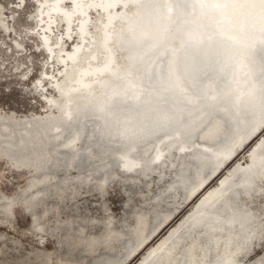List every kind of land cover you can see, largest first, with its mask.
I'll use <instances>...</instances> for the list:
<instances>
[{
  "label": "bare ground",
  "instance_id": "bare-ground-1",
  "mask_svg": "<svg viewBox=\"0 0 264 264\" xmlns=\"http://www.w3.org/2000/svg\"><path fill=\"white\" fill-rule=\"evenodd\" d=\"M150 1L152 0H32L34 9L30 12V15H33L30 37L36 39L35 49L44 54L45 63L58 64V67L48 65L45 68L44 63L41 73L33 80L36 88L41 87L43 90L41 94L45 100L42 104L43 109L34 115H44L50 109L53 111L56 109L58 113L41 117L37 122L36 120L18 122L11 117H0V154L12 163L15 158L20 166H30L31 170L36 172L33 173L29 168L26 170L30 172V178L25 188L30 187L33 191L25 196L22 195L24 190L25 193L29 190L23 188L19 198L10 199L12 200L10 202L0 192V213L9 218L14 212L15 205L12 207V203H20L22 210L30 215L31 222L36 226L35 232L40 235L39 245H44L43 237L47 234L44 228L47 222L43 218L56 207L47 203V206L44 205L39 211L30 212L27 208L30 204L35 206L33 200L41 191L55 189L53 193L59 194L61 198L66 193L65 189L70 180L66 175L57 178L60 180L59 186L58 184L54 187L37 186L39 182L53 180L51 178L54 176L53 170H49L46 164L52 157L55 156L54 162L64 167L63 169L55 167L62 170L63 174L69 168L74 171L73 176L76 177L70 182L73 185L70 187L72 195L70 200H75L81 189L89 187L92 183L90 180L97 177L99 179L97 184L102 188L98 191L103 193L108 182H106L108 174L118 175L119 172L116 171L118 166L122 169H133V172L129 173L133 174L130 176L133 179L140 178L138 174L143 172L145 177L151 175L147 169L156 171L158 168L162 173L163 168L169 167L176 171L173 174V182L156 196L155 203L158 205L162 202L167 193L179 192L182 195L183 185L193 180L185 199L182 204L176 206L175 212L171 210L163 214L159 223L150 228H147L145 216L144 218L141 214L137 219L135 217L136 226L133 234L135 241H132L133 244L124 254L128 256L124 259L125 262L118 260L116 264H127L142 251V256L135 264H240L253 254L255 250L253 241L256 240L254 232L260 233L261 226L264 225V210L262 208L255 210L247 204V199H241L239 195L249 197L254 193L257 196L264 194L262 190L264 180L261 179L264 176V159L259 162L256 160L258 157H264V151L256 152L264 145L262 133L264 105L256 107L248 115L246 111L247 117L242 121V126L239 125L240 119L235 117L231 110L236 100L244 97L247 91L264 84V43L253 46L256 56L259 57L258 61L261 62L259 64L250 62V58L244 56L248 50L247 45L243 44L245 42L233 46L229 44L228 38L219 37L221 41L212 44L210 48L212 57L207 67L199 69L196 80L188 82L187 77V82L183 79L184 83L179 84L180 89L173 86L168 90L163 88L165 86L163 84L164 82L168 84L167 80L175 79L169 67L173 49L165 50L161 55L160 49L154 51L152 57L137 73L142 72L145 67L146 70L151 68L162 70L158 71L157 76L151 75L150 78L149 75L146 85L142 84L149 100L144 99L135 105L137 110H142L144 105L148 106L150 102H153L154 107L159 103L160 110H153L147 119L136 121L132 118L131 123L127 117L133 111L131 107L133 94L120 90L126 82L135 77L134 74L131 76L126 74L132 64L133 47L128 46L125 40L134 36L131 28L133 18L137 17L141 7ZM155 1L168 20L176 16L175 12V14L168 12L170 0ZM14 2L16 3L11 4L12 11L26 6L25 0ZM0 20L2 27L9 31L10 25L4 22V17H0ZM182 20L183 18H180V22ZM13 29L9 35L13 31L17 35L18 30ZM175 30L176 26H173L167 34L175 38L173 35ZM16 35L13 36L16 51L27 56L25 39ZM67 42H70L68 47ZM169 44L175 48L180 46L175 66L176 74L182 77L185 48L181 47V40L176 38ZM162 46L166 47L167 44ZM205 47L206 45H203L201 49ZM119 49L122 50L124 57L121 61L118 60ZM202 50H198L194 65L202 62L200 58ZM207 53L209 54L208 51ZM243 63L246 65L242 66ZM21 73L27 77V71L23 70ZM166 75L168 78L165 79ZM44 79H47L46 83L52 85V88H48L50 92L44 91L46 85L43 83ZM108 81L119 88L110 103L111 106H115L117 112L114 113H110L109 108L99 107L102 100L113 94L107 86ZM157 90L171 93L172 96L175 93L178 95L156 100L154 96ZM218 92L221 93L220 97L211 102ZM175 101L179 103L174 104ZM205 108H209V117ZM86 114L89 116L86 117ZM7 121L11 123L8 124ZM222 121H225L226 125L220 130ZM21 124L26 125L21 134L12 130ZM120 125L133 127L130 131L119 132L117 129L122 127ZM64 126L69 128L66 127L65 130ZM79 127L83 128L87 139L85 142L76 143L80 133ZM251 142L253 143L247 150L248 157L234 161L239 152ZM92 144L96 146L90 147ZM135 144L139 145L135 153L131 154L130 151ZM174 148L178 149L174 151L179 152L177 162L164 163L172 155ZM79 150L84 153L80 166L77 167L72 164V159ZM113 152L117 153L109 160L114 161L115 168L94 175L98 172V167L109 161H104V158ZM186 153L191 155L182 159ZM118 159L122 163L115 164ZM39 164L44 168L39 170ZM222 164L224 166L216 172ZM229 164L231 165L227 168ZM202 166H205V169L200 172ZM226 168L227 171L222 173ZM113 171H116V174L113 175ZM247 177H251L254 183H250ZM215 178L216 183L210 185ZM256 178L260 181H256ZM191 202V207L171 224L155 243L149 245ZM68 223L69 221H61L57 227H66ZM111 224L113 225L112 221H107L106 231L90 233L84 231L83 222H80L78 226V229H81L80 233L74 235L71 232L69 238L79 241L75 245L84 248L81 252L89 254L97 249L103 251L102 257L95 259L93 264L106 262L113 264L114 258L124 251L126 243L121 242L122 236L118 232L109 233L110 229L107 226ZM101 227L103 229L104 225L101 224ZM179 227L184 228L182 233H177ZM53 234L56 237L55 232ZM108 240L112 241L111 246L114 250L110 254L105 249L102 250L103 244ZM53 241L56 242L54 252H57V260L52 264H61L63 260L71 264L78 263L72 253L66 258L56 249L57 238ZM33 257L38 264H43L44 261L49 264L52 259L51 253L44 250L35 252Z\"/></svg>",
  "mask_w": 264,
  "mask_h": 264
},
{
  "label": "rangeland",
  "instance_id": "rangeland-1",
  "mask_svg": "<svg viewBox=\"0 0 264 264\" xmlns=\"http://www.w3.org/2000/svg\"><path fill=\"white\" fill-rule=\"evenodd\" d=\"M14 1L15 0H0V17H4V22L10 25V30L7 31L0 24V117H11L18 122H31L32 120H36L37 122L41 117L44 118L51 114L57 115L58 112L56 109L55 111L50 109L44 115H34L36 112L43 109L42 104L45 100L41 94L43 90L41 87L36 88L33 80L41 73L46 59L43 53L36 51V39L30 37L29 33L33 18V15H30V12L34 9L32 0H25V7L12 11L11 4H15L16 2ZM92 15H94V13H92ZM13 28L18 30L17 35L15 34V31L9 35V32L14 30ZM59 32H61V30H59ZM14 35L25 39L24 46L27 47V56L23 54L21 55V52L16 51L17 47L14 45L13 41ZM69 44L70 42H67L66 47H68ZM117 54L119 61L124 59L122 50L119 49ZM48 65L58 67V64L48 62L45 63V68H47ZM23 70L28 72L27 77L21 73ZM208 71H210V69ZM46 81L47 79H44L43 83H46ZM48 88H52V85L49 82L46 83L44 91L50 92ZM25 127L26 125L21 124L19 127L12 130L21 134ZM262 133H264V130ZM253 142L240 151L234 161L238 159H246L248 157L247 150ZM174 150L178 149L174 148L172 155L168 157L164 163L173 164L175 161L177 162L176 158L179 156V152ZM116 153L117 152H113L111 155L108 154L106 158H104V161L109 160L112 156L116 155ZM240 154L241 156H239ZM189 155L191 154H183L182 159H185L184 157ZM3 156L4 155L0 154V192L9 200L19 198V193L23 191L25 184L30 178V172L26 170H28L27 168H29L30 171L32 170L30 166H20V163L17 162L15 158H13L14 160H12V163L11 161L4 159ZM119 162L121 161L118 159L115 164H119ZM230 165L231 164H229L227 168ZM17 167L21 169H18ZM227 168L223 170L222 173L227 171ZM56 171H58V169L53 171L54 176L51 177L53 180H57V178L59 179L66 175L71 181L69 180V184H67L65 189L66 193L63 198H61L59 194L54 193L52 195L54 198L49 199L48 202L45 203V206H47L48 203L49 206L54 205L56 209L49 215H45L43 218V220L46 219L47 222L44 228L47 232L43 237L45 242L44 245H39L40 235L35 232L36 226L31 222L30 215L22 210L23 208L20 203H16L11 217L8 218L0 213V264H38L33 255L35 256V252L43 250L51 253L52 259L49 264H52L57 260V252H54L56 243L53 241L54 238H57L58 248L56 249L60 251L64 257L67 258L69 257V254L72 253L75 259H77V264H93L95 259L102 257L103 251L97 249L94 252L87 254V256L78 255L77 253L81 252L84 248H82L81 245H75L77 244L76 242L79 241H75L74 239L69 238V236L71 232H73L74 235L80 233L81 229H78L80 222H83L84 226L81 225L82 227L87 225L84 229L85 232L100 233L102 230L104 231L106 229L105 224L107 221H112L114 225L111 224L107 226V228L110 229L109 233L113 234L118 232L123 238H120L121 242L126 243L124 251L114 258L113 264H116L118 260H123V262H125L124 259L128 256H125L124 254L135 241L133 235L136 226L135 217L137 219L142 214L143 217H146H144L145 220L149 219L148 221L146 220L147 228L159 223L163 214L168 213L171 210H174L173 212H175L176 206L182 204L190 183L193 181L189 180L186 185H183L182 195L179 192H177V194L167 193L164 200L157 205L155 203L156 196L160 192H164L166 187L171 186L173 182V174L176 173L175 169L165 167L162 169V173H160V169L157 168L149 177H140L141 179L139 178L140 182L138 185L132 183L129 184L124 181L126 175H129L125 172L124 174H119V176L122 177H116L109 185H106L103 193H99L98 191V177L91 179L90 182L92 183L90 186L87 188L83 187L77 198L75 200H70V197H72L70 187H73L70 182L76 177L73 176L74 171L69 168L66 170V173L63 174L62 170H59V175L56 174ZM120 172L123 171L120 170ZM114 174H116V171H113V175ZM82 175L84 174L82 173ZM216 180L217 178H215L210 185L216 183ZM27 189L29 191L25 193L24 190L22 194L23 196L33 191L30 187ZM262 190L264 191V186ZM239 195L241 199H247V204L249 206H252L254 209L262 208L264 210V194L257 196L254 193L253 196L249 195V197L241 194ZM11 201L12 200H10V202ZM191 205L192 202L184 207L175 220L171 222L149 245L155 243L165 230L179 219V217H181ZM61 221H69V223L66 227L63 226L58 228L57 226ZM101 224L104 225L103 229ZM258 225L260 227V224ZM183 231L184 228L179 227L177 233H182ZM53 232H55L56 237H54ZM254 233L256 240L253 241V249L255 247V250L249 258L242 260L240 264H264V225L261 226L260 233ZM73 234L71 235L74 236ZM129 240L131 242H129ZM142 252L135 256V258L131 259L127 264H135L140 256H142ZM43 264H46V261H44ZM61 264L71 263L67 260H63Z\"/></svg>",
  "mask_w": 264,
  "mask_h": 264
},
{
  "label": "water",
  "instance_id": "water-1",
  "mask_svg": "<svg viewBox=\"0 0 264 264\" xmlns=\"http://www.w3.org/2000/svg\"><path fill=\"white\" fill-rule=\"evenodd\" d=\"M169 4H170V7H169L168 12H170V14L176 13L175 14L176 16L171 17L170 20H168L166 16H163V13L161 11L162 9L160 5H157L155 0H152L149 3H145V5H143L141 9L139 10L137 17L133 18V22L131 23V28L133 29L134 36H132L131 39L128 38L125 40V42L129 44L128 46L133 47V50L131 53L132 64H131L130 70L127 71L126 74L128 76H131L134 74L135 77L133 80H129L128 82H126V84L120 90L132 92L131 94H133V99L131 100L132 101L131 107L133 108V111H131V113H129L130 115H128L127 117V120L130 121L131 123H132V118L136 119V121L137 120L139 121L145 118L147 119L153 110L155 109L160 110L159 103H157L158 105L154 107L153 102H150L148 103V106H146L147 104L144 105L142 110H137V106L135 105L136 103H140L141 101L143 102L144 99L149 100V97H147L148 95L145 94L146 90L143 89L144 85L142 84L146 85V83L148 82L147 78L149 77V75H150V78H151V75L157 76L158 71L162 70V68L160 69L151 68V69L146 70L147 67H145L142 72L137 73V71L140 70L143 64L145 65L146 61H148L152 57L151 56L152 53L156 50L160 49L159 51L161 55L162 53H164L165 50H168V49L171 50V48L173 49V52L171 53V56H170L171 61H169L170 62L169 67L175 79L171 81L167 80L168 84L164 82L163 85L165 86H163V88L166 90H168L169 88L173 86L179 87L180 89L179 84H181V82L184 83V80H186L187 82V77H188V82L189 80L195 81L197 72L199 71V69L203 67H207L208 61L212 57L210 56L212 55L210 54V50H211L210 48H212V44H215L216 42L221 41L219 40V37L228 38V41H230L229 44L233 46H238L239 44H242L243 42H245L243 44L247 45L248 50L245 52L244 56L249 57L250 62L254 61V62H258L259 64H261V62L258 61L259 57L256 56L257 54L253 50V46L264 43V11H262L261 8L259 7L258 0H170ZM180 18H183L181 22H180ZM173 26H176V30L173 33V35L179 41L181 40V47L185 48V52H186L185 63L183 65L182 77L181 76L179 77L176 74L177 71H176V66H175L177 62V57L179 56L178 51H179L180 46L175 48L171 44H169L173 40H175V38L167 34L168 30H170L171 27ZM163 44H167V46L163 47L162 46ZM203 45H206V47L204 49L202 48L203 49L202 50L201 47H203ZM199 49L202 50L203 52L202 56L200 57L202 59V62H200L198 65H194V62L197 61L196 60L198 56L197 52ZM230 49H233V48H230ZM207 51L209 52V54L207 53ZM110 62L114 64V61L111 59H110ZM245 65L246 63L242 64V66H245ZM166 78H168V75H166L165 79ZM134 80H135V83H134ZM173 83L175 85H172ZM239 84L241 85V83ZM107 86L109 88V91L113 94L111 97L109 95L104 100H102L99 107L100 108L104 107L107 109L109 108L111 109L110 113H114L116 111L115 106H111L110 103L113 101L112 99L117 94V90H119V88L115 87L109 81L107 82ZM133 88L136 90L134 91ZM157 91L158 92L155 93L156 95L154 94L155 95L154 99L156 100L160 98L162 99L165 96L174 97L178 95L177 93H175L174 96H172L171 93L167 94V92H163L162 90H157ZM220 95H221L220 92L215 94V96L213 97L214 99H212L211 102H214L215 100H217L216 97L218 96L220 97ZM178 103H179L178 101L177 102L175 101L174 104H178ZM263 105H264V84L258 85L252 88L251 90L247 91L244 97H241L238 100H236L231 112L234 114L235 117L240 119L239 125L242 126L243 125L242 121L246 120V117L249 114V112L255 110L256 107H260ZM208 109L209 108H205L207 113H209ZM246 111H247V115L245 114ZM168 113L169 112L167 111L166 114ZM106 115L109 116L110 114H106ZM209 115L210 113L208 114L207 117H209ZM88 116L89 115L86 114V117ZM178 120H177V123H178ZM7 123L10 124L11 122L7 121ZM221 123H222V126H220V130L224 127V125H226L225 121H222ZM134 124L135 122H133V125ZM133 125L131 127H128V125H120L122 127L117 129V131L119 132L130 131ZM66 127L64 126L63 128H65V130L69 128V127L67 128ZM82 129H80L79 127L80 133H79L78 139L76 140V143L77 142L80 143L81 141L85 142L87 139L86 135H84V132H83L84 130ZM183 135H185V128H183ZM228 138H229V135L227 139ZM94 145L95 144H92L90 147H94ZM135 145L136 146L130 151L131 154L135 153L139 144H135ZM262 151H264V145L259 147L256 152L260 153ZM76 152H78V154H75L73 156L72 164L79 167L82 161L81 159L83 157L82 155L84 152H81L80 150ZM58 155H60V153ZM239 156H241V154ZM54 158L55 156L52 157L50 160H48V162H46V164H48L47 168L53 171H55V169L57 168L63 169L64 167L60 163L54 162ZM263 159L264 157H258L256 160H258L259 162L260 160L262 161ZM228 160H230V158ZM228 160L225 163H227ZM39 165H40L39 170L44 168L42 164H39ZM223 166L224 164H222L216 172H218ZM112 168H115L114 161L109 160L103 166L98 167V170H97L98 172H96V174L94 175H100L101 173H104L105 171L108 172ZM121 169L122 168L120 166L117 167L116 171H118L119 173L116 176H111L110 174H108L107 180H106V182L107 181L108 182L106 185H109L113 181V179H115L116 177L117 178L122 177V176H119V174L121 175V174H124L125 172L129 174L133 172V169H124V168H123L124 170L123 169L121 170ZM204 169H205V166H202L200 172L204 171ZM120 170L123 172H120ZM146 171L148 173L154 172L153 170L151 171L150 169H147ZM56 174L59 175V170L56 171ZM138 175L139 177H142V178L145 177L143 176L144 172ZM149 176L150 174L147 175L146 177H149ZM140 179L139 178L133 179L130 177V174H129V175H126V179L124 181L128 182L129 184L132 183V184L138 185V183L140 182L139 181ZM247 179L250 183H254L251 177H247ZM261 179L264 180V176H262ZM230 180L231 178L229 179V181ZM256 181H260L259 178H256ZM57 184L58 186L60 185V180L50 179L48 181L39 182L37 186H39V188H43L47 185L48 186L50 185V187L52 186L54 187L55 185L57 186ZM47 190L41 191L39 195L36 196V198L33 200L36 203L35 206H32L31 204L28 205L27 209L30 212H33L34 210L39 211V209L45 205L46 201L54 198V196L52 195L54 194L53 190L55 189L51 191L50 190L47 191ZM15 204L16 202L12 203V207H14ZM85 227H87V225H85ZM111 242H112L111 240H108L102 246V250L105 249V251L108 254L114 251L113 247L111 246L112 245ZM115 248L117 247L115 246ZM83 252L84 253L78 252L77 254L81 256H87V252L85 251ZM106 263L111 264L109 262H106Z\"/></svg>",
  "mask_w": 264,
  "mask_h": 264
},
{
  "label": "snow or ice",
  "instance_id": "snow-or-ice-1",
  "mask_svg": "<svg viewBox=\"0 0 264 264\" xmlns=\"http://www.w3.org/2000/svg\"><path fill=\"white\" fill-rule=\"evenodd\" d=\"M258 5L262 11H264V0H258Z\"/></svg>",
  "mask_w": 264,
  "mask_h": 264
}]
</instances>
